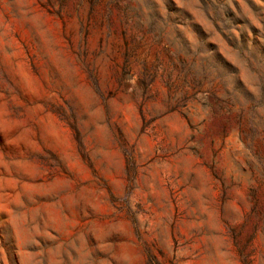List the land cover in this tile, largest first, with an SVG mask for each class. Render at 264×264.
Returning <instances> with one entry per match:
<instances>
[{
  "label": "rangeland",
  "instance_id": "374dc122",
  "mask_svg": "<svg viewBox=\"0 0 264 264\" xmlns=\"http://www.w3.org/2000/svg\"><path fill=\"white\" fill-rule=\"evenodd\" d=\"M0 264H264V0H0Z\"/></svg>",
  "mask_w": 264,
  "mask_h": 264
}]
</instances>
